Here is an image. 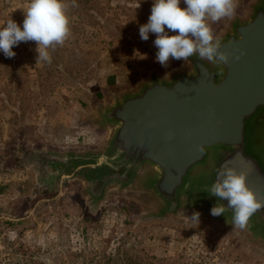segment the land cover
Returning <instances> with one entry per match:
<instances>
[{"label":"rangeland","instance_id":"1","mask_svg":"<svg viewBox=\"0 0 264 264\" xmlns=\"http://www.w3.org/2000/svg\"><path fill=\"white\" fill-rule=\"evenodd\" d=\"M66 2L71 37L51 52V64L37 63L34 41L14 46L13 58L0 52V264H264L241 235L210 222L145 220L152 205L132 194L112 191L91 211L78 180L36 189L35 173L23 166L29 150L65 140L56 128L68 112L85 129V108L92 113L113 89L104 84L125 78L156 49L155 34L147 41L139 35L153 0ZM28 3L0 0V26L11 18L22 27ZM221 23L212 24L214 33ZM18 178L22 185L11 187Z\"/></svg>","mask_w":264,"mask_h":264},{"label":"water","instance_id":"2","mask_svg":"<svg viewBox=\"0 0 264 264\" xmlns=\"http://www.w3.org/2000/svg\"><path fill=\"white\" fill-rule=\"evenodd\" d=\"M216 36L231 53L226 65L193 56L97 104L90 123L107 133L100 146L30 149L23 166L35 173L36 189L78 180L91 211L112 191L132 194L152 205L147 221L191 222L199 212L200 221L241 235L264 256V209L235 229L232 210L211 215L228 201L208 193L217 169L233 167L248 173V187L264 200V0L249 2Z\"/></svg>","mask_w":264,"mask_h":264},{"label":"clouds","instance_id":"3","mask_svg":"<svg viewBox=\"0 0 264 264\" xmlns=\"http://www.w3.org/2000/svg\"><path fill=\"white\" fill-rule=\"evenodd\" d=\"M183 2L187 7L182 9L181 0H153L148 22L139 27L142 41H147L150 33L155 34L154 45L158 49L156 61L167 67L170 58L185 62L190 57L197 56L200 60L206 59L214 64L229 63L231 53L220 50L222 43L215 35L212 24L224 19H234L238 0ZM71 6H77L76 0H71ZM68 8L66 0H29L24 10L22 27L11 18L0 26V52L6 58H13L16 55L12 50L14 46L34 41L37 45V63L51 64V52L57 46H63L71 37ZM169 31L178 34L170 36ZM197 149L203 153L205 146L198 145ZM247 176L246 171L238 172L233 167L219 168L216 180L208 190L219 201H228L227 206L223 203L213 206L211 215L220 216L227 210H232V226L240 230L246 229L250 218L264 209V200L258 199L256 193L248 187ZM199 217L200 213L194 212L188 219L199 223Z\"/></svg>","mask_w":264,"mask_h":264},{"label":"crops","instance_id":"4","mask_svg":"<svg viewBox=\"0 0 264 264\" xmlns=\"http://www.w3.org/2000/svg\"><path fill=\"white\" fill-rule=\"evenodd\" d=\"M251 1L252 0H238V7L236 13L243 14L246 10L247 4ZM227 20L228 19H224L218 22H222V25H220L218 31H216L215 34H217L223 28ZM176 34L178 33L175 32V35ZM157 51L158 49L156 48L152 51L144 52L143 56H145L146 58L143 59V62L134 64L133 69L129 70L125 78L121 75H116L112 83L104 84V87H111L113 89L108 93L106 92L107 94L104 96V99L96 100L97 102H95L94 104L92 113H90L89 107L85 108L83 114H86L87 117L90 116L89 118L86 117L87 119L85 118V121H81V126L83 125L85 129H81V131L77 130L80 126V123L78 122L79 119L76 114H74L73 112H68L72 113L73 116H69L68 113L65 114L63 118L64 124H61L60 129L56 128V130L64 132L66 139L61 140V142L56 139L54 140L56 142V145L50 146L56 150H84L100 146L105 140L107 133L105 131L96 129L90 123V120L94 115V110L97 104L108 102L110 101L112 95L134 88L139 82L146 79L152 71H156L160 75H167L173 70L181 68L185 65V62L183 60H175L170 58L168 66L164 67L156 61ZM91 131L101 136V140L99 142H96L92 139ZM68 136L71 137L73 141H70V138ZM12 180H14V182L9 184L11 185V187L14 188L16 185L18 187L20 186V184L22 185L21 178H18L17 181L15 179Z\"/></svg>","mask_w":264,"mask_h":264},{"label":"trees","instance_id":"5","mask_svg":"<svg viewBox=\"0 0 264 264\" xmlns=\"http://www.w3.org/2000/svg\"><path fill=\"white\" fill-rule=\"evenodd\" d=\"M8 224H10V222H7Z\"/></svg>","mask_w":264,"mask_h":264}]
</instances>
